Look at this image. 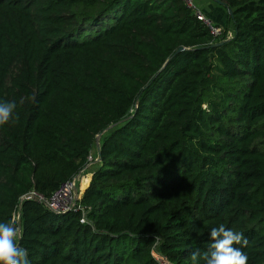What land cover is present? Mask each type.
Masks as SVG:
<instances>
[{
	"label": "trees",
	"instance_id": "trees-1",
	"mask_svg": "<svg viewBox=\"0 0 264 264\" xmlns=\"http://www.w3.org/2000/svg\"><path fill=\"white\" fill-rule=\"evenodd\" d=\"M215 1L216 38L182 0H0V221L19 204L31 264H193L220 224L264 264V0ZM103 130L75 207L19 201Z\"/></svg>",
	"mask_w": 264,
	"mask_h": 264
},
{
	"label": "clouds",
	"instance_id": "clouds-1",
	"mask_svg": "<svg viewBox=\"0 0 264 264\" xmlns=\"http://www.w3.org/2000/svg\"><path fill=\"white\" fill-rule=\"evenodd\" d=\"M16 107L15 101H0V126L18 120V115H13ZM22 233L19 216L13 215L9 220L0 221V264H31L29 250L19 243L23 239ZM209 237L212 243L207 253L202 256L199 249L192 251L193 264H198L201 258L205 264H248V257L242 251V247L247 245V238L242 232L220 224L209 230Z\"/></svg>",
	"mask_w": 264,
	"mask_h": 264
},
{
	"label": "built area",
	"instance_id": "built-area-1",
	"mask_svg": "<svg viewBox=\"0 0 264 264\" xmlns=\"http://www.w3.org/2000/svg\"><path fill=\"white\" fill-rule=\"evenodd\" d=\"M184 5L189 8L196 20H198L203 26L208 30V33L211 37H219L222 33V26L215 24L208 16H206L194 3L193 0H182ZM228 33H226L227 37ZM91 153V152H90ZM87 163L85 166L70 180H67L61 183L54 191H52L47 197L31 190L24 195L19 197V201L22 199H34L35 201L42 203L47 209L53 212H63L75 207V201L77 199L73 196V190L75 189V181L77 175H80L87 167L95 160V156L88 154L86 157ZM19 216V204L16 209L13 211L12 216ZM82 221V219H81ZM154 258L159 264L165 262L164 258L158 253H153Z\"/></svg>",
	"mask_w": 264,
	"mask_h": 264
},
{
	"label": "crops",
	"instance_id": "crops-1",
	"mask_svg": "<svg viewBox=\"0 0 264 264\" xmlns=\"http://www.w3.org/2000/svg\"><path fill=\"white\" fill-rule=\"evenodd\" d=\"M195 3L197 4L198 8L206 15L208 16L212 21H214L216 24H219L221 26L224 25V23L226 22V10L225 8L220 5L219 3H217L215 0H195ZM227 37L228 38L230 36V32L229 30H227ZM95 145H94V149H93V156L96 157V153H95ZM97 162L95 160H93V162L87 167V169H85V173H82L84 175H82L81 177L79 175H77L76 177V181H75V189L73 190V196L75 199H78L83 191V189L87 186L89 180H90V173L91 171L96 167ZM79 178H87V182L86 184H84V187L82 189H80V184L82 182L81 179Z\"/></svg>",
	"mask_w": 264,
	"mask_h": 264
},
{
	"label": "water",
	"instance_id": "water-1",
	"mask_svg": "<svg viewBox=\"0 0 264 264\" xmlns=\"http://www.w3.org/2000/svg\"><path fill=\"white\" fill-rule=\"evenodd\" d=\"M226 12L228 14H230V10L228 8H226ZM224 42V40H221V41H218V42H215L212 44V46H216V45H220ZM183 48L182 47H178L176 50H175V53L182 50ZM101 133V132H100ZM100 133L98 134V136L100 135ZM97 136V137H98ZM95 153H96V157H95V161L98 162L100 160V152H99V144H98V140L97 138L95 139Z\"/></svg>",
	"mask_w": 264,
	"mask_h": 264
},
{
	"label": "rangeland",
	"instance_id": "rangeland-1",
	"mask_svg": "<svg viewBox=\"0 0 264 264\" xmlns=\"http://www.w3.org/2000/svg\"><path fill=\"white\" fill-rule=\"evenodd\" d=\"M193 3L197 6V4L195 3V0H193ZM197 7H198V6H197ZM106 130H107V129H106ZM104 132H105V131L103 130L100 134H103ZM97 136H98V134H97V135L95 136V138H94V145H95V139L97 138V140H98L100 135H99L98 137H97ZM91 152H93V151L91 150ZM91 155H92V153H91ZM82 173H85V170H84L83 172L80 173V175H79L80 177H81L82 175H84V174H82ZM82 177H83V176H82ZM79 179H81V178H79ZM153 253H156V252H153ZM156 254H157V253H156Z\"/></svg>",
	"mask_w": 264,
	"mask_h": 264
},
{
	"label": "bare ground",
	"instance_id": "bare-ground-1",
	"mask_svg": "<svg viewBox=\"0 0 264 264\" xmlns=\"http://www.w3.org/2000/svg\"><path fill=\"white\" fill-rule=\"evenodd\" d=\"M81 180H82V182L80 184V189H82L84 187V184H86L87 178H85V179L82 178Z\"/></svg>",
	"mask_w": 264,
	"mask_h": 264
}]
</instances>
